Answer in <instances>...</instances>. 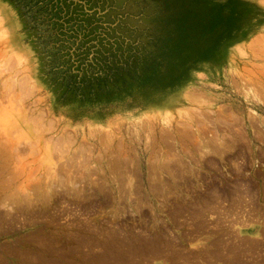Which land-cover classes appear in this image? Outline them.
<instances>
[{
	"label": "rangeland",
	"instance_id": "obj_1",
	"mask_svg": "<svg viewBox=\"0 0 264 264\" xmlns=\"http://www.w3.org/2000/svg\"><path fill=\"white\" fill-rule=\"evenodd\" d=\"M88 6L129 73L76 91L0 0V264H264V0Z\"/></svg>",
	"mask_w": 264,
	"mask_h": 264
},
{
	"label": "trees",
	"instance_id": "obj_2",
	"mask_svg": "<svg viewBox=\"0 0 264 264\" xmlns=\"http://www.w3.org/2000/svg\"><path fill=\"white\" fill-rule=\"evenodd\" d=\"M90 0H14L36 32L42 50L50 56L48 74L65 83L67 90L106 87L113 79H124L129 65L124 54L104 51L102 32L92 29L97 24ZM103 12L100 11L99 14ZM101 44L97 46V44ZM86 47V48H85ZM86 51V55L82 52ZM84 57L83 61H79Z\"/></svg>",
	"mask_w": 264,
	"mask_h": 264
}]
</instances>
